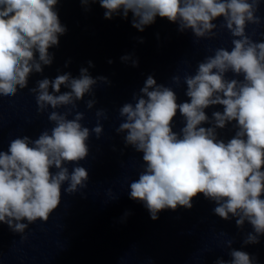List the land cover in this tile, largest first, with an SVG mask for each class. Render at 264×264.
<instances>
[{"label": "clouds", "instance_id": "obj_1", "mask_svg": "<svg viewBox=\"0 0 264 264\" xmlns=\"http://www.w3.org/2000/svg\"><path fill=\"white\" fill-rule=\"evenodd\" d=\"M80 2L87 10L97 0ZM98 2L107 20L114 15L127 19L131 13L132 27L143 32L157 17L166 18L178 25L179 32L190 30L197 41L214 38L215 21L222 18L219 27L230 32L233 46L215 49L214 55L198 63L194 74L184 76L189 100L178 103L172 87L149 75L139 93L133 94L134 103L119 108L122 120L115 131L124 134L126 147L142 153L144 168L129 183L130 199L143 203L153 221L166 209H191L192 200L202 194L215 202L216 216L225 221L235 218L240 229L246 222L251 225L245 245L259 243L264 235V40H253L246 29L262 23L257 15L261 0ZM57 3L0 0V97L16 96L28 88L31 74L43 73L44 66L53 63L49 49L59 46V37L67 31L55 10ZM89 66L94 67L91 61ZM132 66H138V60H132ZM171 79L180 85V76ZM98 83L110 82L104 76L93 78L82 67L78 77L59 74L38 80L29 89L38 113L51 109L48 120L53 127L36 139L27 135L12 139L7 151L0 150V223L13 232L23 234L37 220L47 222L60 206L65 183L63 191L69 195L87 186L89 173L79 162L89 156L90 136L99 139L103 134L99 118L107 119V112L98 109L97 124L89 129L81 123L85 114L77 102L89 95L93 98L85 106L93 109ZM62 86L69 91L61 92ZM212 106L223 110L214 111L210 119L205 110ZM177 113L184 120L179 132L173 130ZM229 124L235 132L225 141L217 130ZM68 164L74 165L71 171ZM232 244L233 240L226 241L231 260L218 259L216 264H255L249 253Z\"/></svg>", "mask_w": 264, "mask_h": 264}]
</instances>
